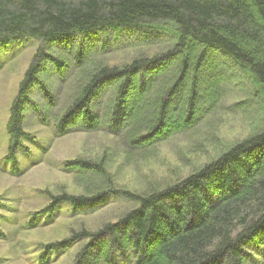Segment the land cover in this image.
I'll return each instance as SVG.
<instances>
[{"label":"trees","instance_id":"16d2710c","mask_svg":"<svg viewBox=\"0 0 264 264\" xmlns=\"http://www.w3.org/2000/svg\"><path fill=\"white\" fill-rule=\"evenodd\" d=\"M167 23L175 26L173 48L89 74L61 125H73L82 115L93 128L91 102L104 83L117 92L109 131L127 127L136 146L173 137L215 108L218 97L208 89L202 94L197 70L213 62L217 51L250 81L248 103L263 113L262 128L176 182L146 194L126 193L136 207L97 232L83 230L88 241L78 264H264V0H0V52L39 41L9 108L7 158L16 164L28 137L26 111L46 66H83L89 55L82 52L84 35L109 38L102 41L106 47L104 42L122 38H153L169 29ZM62 49L74 50L73 59L57 53ZM180 93L187 97L174 104ZM114 193L55 196L50 209L63 202L74 210L103 205ZM71 244L69 239L47 247L59 251Z\"/></svg>","mask_w":264,"mask_h":264},{"label":"rangeland","instance_id":"374dc122","mask_svg":"<svg viewBox=\"0 0 264 264\" xmlns=\"http://www.w3.org/2000/svg\"><path fill=\"white\" fill-rule=\"evenodd\" d=\"M167 25L169 29L162 30L158 37L122 38L104 42L106 47H98L99 43L81 67L75 62L67 63L66 70L46 67L41 84L32 92L33 105L27 108L24 123L28 137L14 165L7 158L9 108L39 41L30 39L7 53L0 52V264H78V255L88 241L81 238L83 230L97 232L136 207L126 193L146 194L176 182L261 130L263 113L256 104L248 103V95L254 93L250 81L217 51L211 57L213 62L203 63L197 70L202 94L212 91L218 97L215 108L173 137L136 146L129 142L127 127L117 133L109 131L115 88L95 90L97 97L90 107L93 128L87 126L82 115L76 116L73 125H61L78 88L90 81L89 74L104 66L122 68L138 58L173 48L177 41L172 34L175 26ZM193 42L190 49L196 51ZM73 51L62 49L57 53L73 59ZM186 59L193 64L190 56ZM177 66L169 67L166 76ZM188 89L185 85L184 90ZM186 97V93H180L173 102L180 100L183 104ZM147 105L146 111H150L152 106ZM76 161L79 169L74 168ZM81 161L88 166L81 168ZM113 189L118 193L110 195L103 205L74 210L70 203L63 202L50 209L55 196L92 197ZM69 239L72 244L65 250H48V245Z\"/></svg>","mask_w":264,"mask_h":264},{"label":"bare ground","instance_id":"6f19581e","mask_svg":"<svg viewBox=\"0 0 264 264\" xmlns=\"http://www.w3.org/2000/svg\"><path fill=\"white\" fill-rule=\"evenodd\" d=\"M81 39H83V41L82 42H80V44L83 46L82 47V52L84 53V54H89L90 53V50L91 49H93L97 44H99L100 43V45L98 46V47H100L101 45H102V41H105V40H109V38H104V37H98L97 35H96V33H93L92 35H84V36H82L81 37ZM46 67H48V68H50V67H54L55 69H58V68H56V66L55 65H52V66H46ZM46 67H45V69H46ZM58 70H66V67L64 66L63 68H59ZM102 85H104V83L103 84H101V86ZM100 86V87H101ZM42 87V86H41ZM100 87L99 88H96V89H99V90H102L103 88H104V90L106 89V90H109V89H111V88H113V87H111V86H105V87H101V89H100ZM43 88V87H42ZM108 88V89H107ZM98 94V93H97ZM97 97V95L95 96V98ZM92 103H93V101H92ZM67 112H69V109H68V111ZM67 112H66V114H67ZM21 149H22V147H21ZM20 149V150H21ZM19 150V151H20Z\"/></svg>","mask_w":264,"mask_h":264}]
</instances>
